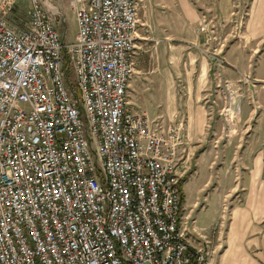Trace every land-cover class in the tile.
Segmentation results:
<instances>
[{
    "label": "built area",
    "instance_id": "1",
    "mask_svg": "<svg viewBox=\"0 0 264 264\" xmlns=\"http://www.w3.org/2000/svg\"><path fill=\"white\" fill-rule=\"evenodd\" d=\"M18 2L0 0V264H206L182 220L185 122L128 105L136 0H68L72 40L57 0L21 23Z\"/></svg>",
    "mask_w": 264,
    "mask_h": 264
},
{
    "label": "crops",
    "instance_id": "2",
    "mask_svg": "<svg viewBox=\"0 0 264 264\" xmlns=\"http://www.w3.org/2000/svg\"><path fill=\"white\" fill-rule=\"evenodd\" d=\"M239 1L143 0L144 25L136 30L135 46L138 38H155L159 60L169 63L174 47L187 61L196 53L197 66L185 72L194 105L184 120L179 170L182 220L191 244L211 249L206 264H264V0H249L245 10ZM175 8L183 22L158 20ZM202 19L210 30L197 31ZM173 29L183 31L179 45L166 41L175 38L170 32L160 34ZM157 67L140 71L131 97L133 107L149 113L160 109L159 94L170 106L176 91L171 64ZM236 105L239 114L223 123L221 108Z\"/></svg>",
    "mask_w": 264,
    "mask_h": 264
},
{
    "label": "rangeland",
    "instance_id": "3",
    "mask_svg": "<svg viewBox=\"0 0 264 264\" xmlns=\"http://www.w3.org/2000/svg\"><path fill=\"white\" fill-rule=\"evenodd\" d=\"M194 3L198 2L199 0H191ZM59 6L62 8V11L65 14V19L60 26H58L60 32L64 33L65 39L66 40H72L74 39V36L76 34V23H75V16L74 12L70 8L68 4V0H57ZM137 2V13H138V23H139V28H138V33L142 31V26L144 24L141 23V21L144 20L143 18V0H136ZM241 4V9L245 10L247 7V4L249 0H240L239 1ZM28 5V0H19L18 4L15 7V12L12 14V17L16 19L18 23H21L23 18L26 17V9ZM158 16V20H166L167 22H170L171 24L178 25V22H183L184 16L183 14L179 11L178 8H175L174 10L171 11L170 14L168 15H161ZM244 16V15H243ZM155 18V16H154ZM176 29L173 30H163L160 31V34H165L166 32H170L173 37L172 39H166V41H173L175 45H179L178 42L180 36H183V31H175ZM156 32V33H155ZM173 32V33H172ZM153 33L158 34V31H153ZM154 34V35H155ZM188 34V33H187ZM157 36V35H155ZM159 38V37H156ZM154 39H148L146 43L143 42L141 38H138L136 41V46H135V51L133 53V64H134V71L130 77L129 85H128V101L130 106L135 109H140L144 110L149 114V116L153 119V121L165 124L168 123L171 120L174 119H183L187 120L188 114L192 115L193 112V99H194V94L193 91L191 90L190 87L192 86H187L186 80H185V72L192 71L194 70L195 66H197V59L196 53L192 52L189 55V60L187 61L185 59V56L183 54V51L178 50L176 47L171 48L173 49V53L175 54L174 56H170L171 61L168 63L167 61H162L161 57L160 60L157 56V52L159 51L158 48L154 47L155 42ZM161 41V39H160ZM159 43V42H158ZM157 45V44H156ZM196 50V49H195ZM172 52V50H171ZM158 64L159 68H161L162 64L164 66H169L171 64V68L174 69L177 73V76L175 77V82H174V88H175V93L171 92V101H170V106L166 103V94H159L158 98H161V103L159 105L160 109L155 110L153 113H149L144 108L139 107L138 105L135 104V107H133L132 103L133 101L131 100L132 94H138V82H141V80L138 78L140 75L141 70H147L150 72H154L156 69H158ZM163 68V67H162ZM189 89V90H188ZM151 90V89H148ZM206 96H209L207 94L202 95V101L206 100ZM164 106L166 109H164ZM187 106L191 107L187 111ZM168 108H171L168 110ZM186 108V109H185ZM239 107L236 105L233 110L226 109L225 106L221 108L220 115L223 120V123L225 122L226 119L235 118L239 114ZM230 112V113H229ZM226 126H222L221 129H226Z\"/></svg>",
    "mask_w": 264,
    "mask_h": 264
}]
</instances>
